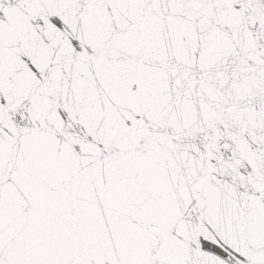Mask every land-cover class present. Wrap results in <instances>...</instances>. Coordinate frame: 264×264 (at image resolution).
Here are the masks:
<instances>
[{"label":"snow or ice","instance_id":"obj_1","mask_svg":"<svg viewBox=\"0 0 264 264\" xmlns=\"http://www.w3.org/2000/svg\"><path fill=\"white\" fill-rule=\"evenodd\" d=\"M0 264H264V0H0Z\"/></svg>","mask_w":264,"mask_h":264}]
</instances>
